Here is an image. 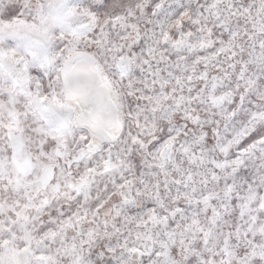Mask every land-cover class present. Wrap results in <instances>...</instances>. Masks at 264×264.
Segmentation results:
<instances>
[{
    "label": "snow or ice",
    "instance_id": "obj_1",
    "mask_svg": "<svg viewBox=\"0 0 264 264\" xmlns=\"http://www.w3.org/2000/svg\"><path fill=\"white\" fill-rule=\"evenodd\" d=\"M0 264H264V0H0Z\"/></svg>",
    "mask_w": 264,
    "mask_h": 264
}]
</instances>
